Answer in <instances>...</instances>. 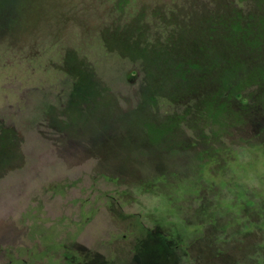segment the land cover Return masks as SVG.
Returning <instances> with one entry per match:
<instances>
[{
    "label": "rangeland",
    "instance_id": "rangeland-1",
    "mask_svg": "<svg viewBox=\"0 0 264 264\" xmlns=\"http://www.w3.org/2000/svg\"><path fill=\"white\" fill-rule=\"evenodd\" d=\"M234 1L0 0L10 257L264 264V3ZM200 42L225 62L172 69Z\"/></svg>",
    "mask_w": 264,
    "mask_h": 264
},
{
    "label": "trees",
    "instance_id": "trees-1",
    "mask_svg": "<svg viewBox=\"0 0 264 264\" xmlns=\"http://www.w3.org/2000/svg\"><path fill=\"white\" fill-rule=\"evenodd\" d=\"M244 0H237L233 2V6L238 5V2H242ZM261 3H264V0H261ZM239 6V5H238ZM228 21L230 22V35L233 37L234 42H248L249 38L253 35L254 30L257 29L256 26H251L249 24L242 25V22L244 23V19H241L239 16H232L231 18H228ZM260 34H258V37ZM257 37V38H258ZM174 48L173 52L170 54L169 60H170V66L172 69L179 71L181 74H185L187 72H191L193 69L197 70L203 69V73H206L208 70L207 67H209V64H214L218 62H225L224 59H227L225 56L220 54L217 47L212 46L211 44L207 43H201L199 45L189 46L186 44H175L172 46V49ZM202 65V66H201ZM175 71V72H176ZM8 132V131H7ZM5 133V132H4ZM2 134H0L1 136ZM16 149L12 151L9 156H16ZM8 155H5L4 161ZM170 245L168 243H165L163 246L159 245L158 251H170Z\"/></svg>",
    "mask_w": 264,
    "mask_h": 264
},
{
    "label": "flooded vegetation",
    "instance_id": "flooded-vegetation-1",
    "mask_svg": "<svg viewBox=\"0 0 264 264\" xmlns=\"http://www.w3.org/2000/svg\"><path fill=\"white\" fill-rule=\"evenodd\" d=\"M10 253H13V249L7 246H0V254H2V258L6 257V259L0 261V264H46L43 261H29L25 260H14L13 257H10ZM78 257L72 258V264H78Z\"/></svg>",
    "mask_w": 264,
    "mask_h": 264
}]
</instances>
